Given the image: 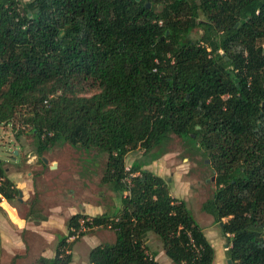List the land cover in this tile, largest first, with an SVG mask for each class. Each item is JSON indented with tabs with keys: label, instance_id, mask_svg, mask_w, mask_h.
Wrapping results in <instances>:
<instances>
[{
	"label": "trees",
	"instance_id": "obj_1",
	"mask_svg": "<svg viewBox=\"0 0 264 264\" xmlns=\"http://www.w3.org/2000/svg\"><path fill=\"white\" fill-rule=\"evenodd\" d=\"M263 44L264 0H0V126L19 128L18 141L30 128L41 160L62 144L107 155L101 183L121 203L72 216L45 264H71L73 244L100 228L116 241L90 264H158L148 234L173 264H213L186 202L147 169L172 135L210 160L216 190L202 211L228 237V261L264 264ZM19 194L0 160V195Z\"/></svg>",
	"mask_w": 264,
	"mask_h": 264
},
{
	"label": "crops",
	"instance_id": "obj_2",
	"mask_svg": "<svg viewBox=\"0 0 264 264\" xmlns=\"http://www.w3.org/2000/svg\"><path fill=\"white\" fill-rule=\"evenodd\" d=\"M16 145L11 154L16 156L13 157L15 160L19 157L21 163H14L4 168L8 178L20 190L22 196L19 194L13 202H9L0 195V264H45L43 260H53L56 257L60 240L68 234L67 223L72 216L113 215L121 207V203L115 202L109 207L97 200L84 202L75 194V204L62 199L58 202L56 199L57 203L46 210L45 202L49 201V198L43 188L50 187L47 174L58 171L59 162L56 163V168L52 169L55 163V160H52L54 163L49 166L48 171H43L42 169L47 165V158H44L45 163L41 160L43 164L40 166L35 162L39 159L37 154L33 155L29 150L24 151L25 144L19 145L16 142ZM33 171L37 172V178ZM158 175L161 176L160 173ZM179 181L183 183L182 177ZM171 194L183 200L174 196L172 191ZM203 215L196 221L200 222L198 224L214 248L213 264H221L222 259L227 256L228 237L223 235L220 223H216L214 218L206 213ZM115 241L116 235L111 230L102 228L92 230L73 244L71 264H90L89 253L92 249L104 244H113ZM217 241L221 243L220 251L216 247ZM145 244L148 254L154 257L158 264H173L156 235L148 234Z\"/></svg>",
	"mask_w": 264,
	"mask_h": 264
},
{
	"label": "rangeland",
	"instance_id": "obj_3",
	"mask_svg": "<svg viewBox=\"0 0 264 264\" xmlns=\"http://www.w3.org/2000/svg\"><path fill=\"white\" fill-rule=\"evenodd\" d=\"M200 19L204 20L205 18L201 16ZM202 35L203 29L197 28L192 37L197 40ZM93 93L88 92L89 95ZM18 129H13V125L0 126V160L4 167L21 163L19 157L15 160L16 156L11 154L14 147L17 146L16 142L19 145L25 144L24 151L29 150L32 151L33 155L37 154L30 128H21L24 133L21 135L20 141L16 139ZM161 150L166 154L153 162L147 169L157 175L160 173L161 177L168 181L174 196L186 202L190 213L196 220L201 219V216L205 214L201 210L202 205L212 198L216 190L215 174L209 158L194 152L189 142H185L175 135H172L171 140ZM44 158H47V165L42 169L43 171H48L49 166L54 163L52 160H55L57 164L59 162L58 171L47 174L50 187L43 188L44 193L49 198V201L45 202L46 210L57 203L56 199L58 202L62 199L75 204V194L84 202L97 200L109 207L115 202H119L117 194L107 185L101 183L105 173L107 155H100L96 151L84 152L67 144H62L48 151ZM137 160H142V151L137 150L128 155L127 167L130 168L131 164ZM42 161L46 162L45 159ZM35 162L40 166L43 164L40 158L36 159ZM36 171H33L35 178H37ZM181 177L183 183L179 181ZM215 243L217 250L220 251V241ZM221 264H228L227 256L222 259Z\"/></svg>",
	"mask_w": 264,
	"mask_h": 264
},
{
	"label": "built area",
	"instance_id": "obj_4",
	"mask_svg": "<svg viewBox=\"0 0 264 264\" xmlns=\"http://www.w3.org/2000/svg\"><path fill=\"white\" fill-rule=\"evenodd\" d=\"M262 48L264 49V44L262 45ZM83 223H84V221L82 220V221H81V224H83ZM82 231H86V229L83 228ZM78 234H80V232H78ZM77 238H78L77 236H73V237L70 238L69 242H73V241H75Z\"/></svg>",
	"mask_w": 264,
	"mask_h": 264
},
{
	"label": "water",
	"instance_id": "obj_5",
	"mask_svg": "<svg viewBox=\"0 0 264 264\" xmlns=\"http://www.w3.org/2000/svg\"><path fill=\"white\" fill-rule=\"evenodd\" d=\"M16 154H18V153L16 152ZM56 165H57V164L55 163L51 168H52V169L56 168ZM213 179H214V178H213ZM169 181H170V180H169ZM20 196H22V194H20ZM228 263L231 264V261L229 260Z\"/></svg>",
	"mask_w": 264,
	"mask_h": 264
}]
</instances>
